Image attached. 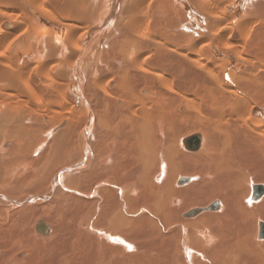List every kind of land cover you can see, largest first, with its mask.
Returning <instances> with one entry per match:
<instances>
[{"label": "bare ground", "instance_id": "obj_1", "mask_svg": "<svg viewBox=\"0 0 264 264\" xmlns=\"http://www.w3.org/2000/svg\"><path fill=\"white\" fill-rule=\"evenodd\" d=\"M261 224L264 0H0V264H264Z\"/></svg>", "mask_w": 264, "mask_h": 264}, {"label": "rangeland", "instance_id": "obj_2", "mask_svg": "<svg viewBox=\"0 0 264 264\" xmlns=\"http://www.w3.org/2000/svg\"><path fill=\"white\" fill-rule=\"evenodd\" d=\"M207 191H208V189H207ZM210 195V196H209ZM212 194L208 191L207 192V194H205V198H204V204L203 205H205V204H207V203H209L210 202V200H212ZM192 206V205H191ZM191 206L190 205H188L187 206V210H188V208L190 209L191 208ZM186 209H184V213H186L187 212V210L185 211ZM61 212V211H60ZM60 212H56V210H54V211H48V210H46L45 211V216L47 215V213H48V215H50L51 216V218L53 217V218H60L61 217V214H60ZM62 213V212H61ZM63 213H64V211H63ZM53 214V215H52ZM58 216V217H57ZM38 217H35L34 219L32 218V219H30L29 220V224H27V225H24L23 227H19V229L18 230H20V239L18 238L17 239V241H19L20 242V240H21V242L22 241H24V238L25 239H28L30 236H31V234H30V232H31V229L32 228H30V227H32L33 226V224H34V221L37 219ZM43 219H45L44 218V215H43V217H42ZM182 218V217H181ZM59 220V219H58ZM85 221L83 222V227L81 226L80 228H79V230L81 229V230H83V229H87V228H89V227H91V223L89 222V221H87L86 219H84ZM32 221V222H31ZM46 221H48V220H46ZM49 222V221H48ZM50 223V222H49ZM90 223V224H89ZM256 223V222H255ZM254 225V224H253ZM253 225L251 226V228H253V231H254V228H255V226L253 227ZM30 226V227H29ZM103 227H106V224L103 226ZM24 229V230H23ZM23 230V231H22ZM30 231V232H29ZM255 231H256V229H255ZM24 232V233H23ZM174 233H177L178 232V230H174L173 231ZM135 236H136V238H135ZM155 236H156V234H151V235H149V234H142V235H138V234H131V233H129V234H127V236H126V238H127V240L130 242V243H134L135 245H136V247H137V249H139V250H141L142 252H144V253H146V251H150L149 253H152L153 252V250H162V247H160L159 246V244H152L151 245V241L155 238ZM102 237V236H101ZM136 239V240H135ZM134 240V241H133ZM146 241V242H145ZM18 242V243H19ZM149 244H148V243ZM17 243V242H16ZM146 243V244H145ZM20 244H15V246L13 247V246H10L7 250H11L10 251V254H11V256H12V254L14 253V252H17V250H19L20 249V246H19ZM115 245V244H114ZM118 245V246H117ZM123 245L124 244H122V243H117L116 244V247L117 248H126V246H124L123 247ZM129 244H127V246H128ZM138 245V246H137ZM122 246V247H121ZM140 246V247H139ZM151 246V247H150ZM147 247H148V250H147ZM128 248V250L130 251V249L131 250H136V248H130V247H127ZM152 249V250H151ZM104 252L103 250H98L97 249V252H98V255L99 256H101L100 258L102 259V257L104 256L103 255V253L102 252ZM152 251V252H151ZM147 252V253H148ZM102 253V254H101ZM148 253V254H149ZM15 254V253H14ZM109 254V253H108ZM98 256V257H99ZM116 260H122L123 259V257H121V256H116V258H115ZM114 262H115V260H114ZM125 264H128V262H126ZM143 264H147V261H145L144 260V263Z\"/></svg>", "mask_w": 264, "mask_h": 264}, {"label": "water", "instance_id": "obj_3", "mask_svg": "<svg viewBox=\"0 0 264 264\" xmlns=\"http://www.w3.org/2000/svg\"><path fill=\"white\" fill-rule=\"evenodd\" d=\"M260 226V238H264V224H261Z\"/></svg>", "mask_w": 264, "mask_h": 264}]
</instances>
